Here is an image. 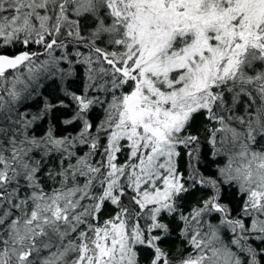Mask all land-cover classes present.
<instances>
[{
	"label": "snow or ice",
	"instance_id": "1",
	"mask_svg": "<svg viewBox=\"0 0 264 264\" xmlns=\"http://www.w3.org/2000/svg\"><path fill=\"white\" fill-rule=\"evenodd\" d=\"M0 264H264V0H0Z\"/></svg>",
	"mask_w": 264,
	"mask_h": 264
}]
</instances>
